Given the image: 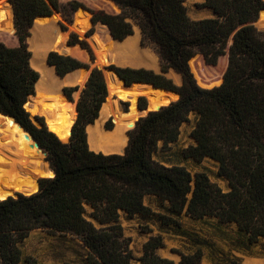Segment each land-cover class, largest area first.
<instances>
[{
    "label": "trees",
    "instance_id": "trees-1",
    "mask_svg": "<svg viewBox=\"0 0 264 264\" xmlns=\"http://www.w3.org/2000/svg\"><path fill=\"white\" fill-rule=\"evenodd\" d=\"M105 1L116 12L90 9L78 0H7L15 31L0 32V114L12 117L32 136L45 152L55 176L49 168L53 178L40 179L36 193L0 200V264H38L35 258H24L20 248L36 228L78 237L86 249L83 264H170L156 254V249L163 246L159 235L146 241L136 261L130 238L124 236L119 223L120 212L152 216L144 204L148 195L166 203L168 215H158L161 223L185 236L188 234L179 221L182 213L192 219L234 225L238 237L231 247L243 252L264 238V31L254 26L264 10V0H203L197 6L209 9L212 16L199 20L188 16L185 0ZM80 10L91 16L92 25L105 27L114 40L132 35L133 25H137L140 45L153 47L161 73L114 67L126 85L151 84L179 95L175 102L135 123L128 131L123 155H105L88 148L85 128L97 119L107 95L102 72L96 67L90 69L80 90L75 104L77 116L66 143L41 117H35L39 125L34 123L24 107L34 95L38 80L27 45L34 20L56 12L70 24ZM110 38L99 42L106 44L112 41ZM68 44L88 50L86 43L73 35ZM196 55L211 66L227 56L218 86L202 88L196 83L189 66ZM46 60L59 77L89 69L87 64L56 52H49ZM169 70L180 75L179 86L165 76ZM77 89L71 86L63 91L71 99ZM160 96L162 104L177 97L165 91H160ZM138 108H146L142 98L138 99ZM192 112L196 117L190 136L195 144L183 149L182 156L217 162L218 174L228 181L226 192L205 172L192 176L184 166H165L151 158L159 144L166 148L177 141L181 124ZM85 204L91 207V218L100 227L84 217ZM191 241L198 248L182 255L179 264L202 261L207 241L198 236ZM224 263L239 264L234 259Z\"/></svg>",
    "mask_w": 264,
    "mask_h": 264
},
{
    "label": "rangeland",
    "instance_id": "rangeland-1",
    "mask_svg": "<svg viewBox=\"0 0 264 264\" xmlns=\"http://www.w3.org/2000/svg\"><path fill=\"white\" fill-rule=\"evenodd\" d=\"M5 3L7 0H3ZM60 2H67L69 0H59ZM83 2L88 8L95 10H103L107 13L116 12L108 2L105 0H78ZM203 0H185V5L187 8V14L191 19H203L208 16H212L207 8L199 7L197 5L201 4ZM8 12L11 14L9 8ZM13 13V11H12ZM53 13L52 15H54ZM58 14V13H57ZM11 16V15H10ZM11 24L13 23V15L11 16ZM54 20V19H53ZM259 19L254 23L255 28L259 31H264L262 27L258 24ZM35 24V25H34ZM41 22L34 21L33 25L29 29V37H33V31L35 26H40ZM54 24L58 26L60 33L65 39V43L68 44L70 36H75L79 41H84L87 45L88 50L82 49L78 44L69 45V51L65 54L58 53L65 56H70L78 61L87 64L89 69L94 67L101 70L105 84L107 95L106 97L115 98L114 102L117 104L121 111H125L129 105L128 100H121L117 98L114 94H110L107 87V76L106 72L102 69L104 66L111 65L110 68H144L147 70H152L155 73L160 71V63L157 54L155 53L151 45H140L141 34L140 29L138 31V46L139 49L143 52V56H151L153 58L154 65L146 66L140 65L135 68L132 66H116L114 63L105 62L101 65L97 62V55L91 45L90 40L96 38L101 43H105L109 40V35L105 27L100 24H91V16L84 12L78 11L72 16V22L70 24L64 22L61 16L58 14ZM14 27V24H13ZM137 25H133L132 34L137 33ZM139 28V27H138ZM32 30V32H31ZM15 31V29H14ZM14 31L12 33H14ZM8 32V31H3ZM111 39V38H110ZM31 42V41H29ZM27 39V45L29 43ZM107 45V44H106ZM29 50V49H28ZM49 52L46 53V58ZM33 60V53L32 57ZM155 58V59H154ZM142 61V60H141ZM156 65V66H155ZM227 65V56H222L219 58L216 65L211 66L205 64L200 55H196L191 59L189 66L190 70L196 80V83L202 88H211L218 86L222 82V75L226 69ZM37 72V71H36ZM38 73V72H37ZM72 72L70 74H75ZM41 77L40 73H38ZM165 76L173 81L177 86L181 84V77L179 74L175 73L173 70H169ZM88 74L82 83L78 84L77 91L73 92L71 96V101H69L61 92L64 87L74 86L73 84H66L60 86V93L62 99L68 104V107H74V120L71 124L69 121H60L55 117L54 113L48 111H39L34 110L33 108H26L30 116L41 117L46 123L48 129L55 133L59 140L63 143L68 141L70 136V129L74 123L77 113L75 109V104L79 98L80 90L83 88V84L86 82ZM159 91V90H158ZM162 91V90H160ZM159 91V97L160 96ZM164 92V91H163ZM172 95L174 93L167 92ZM109 94V96H108ZM36 95V93H35ZM143 99V102L151 108V103L149 99L143 95L138 96ZM175 99H168L166 104H162L161 101L159 106L167 105ZM160 100V99H159ZM111 103V102H110ZM102 106V105H101ZM103 107V106H102ZM100 108V111L102 109ZM156 107V108H157ZM155 108V109H156ZM153 109V108H152ZM100 111L98 113L97 119L100 117ZM123 116V115H122ZM196 114L194 112L190 113L188 120L183 122L180 126L179 137L176 142L169 144L166 148H162L159 144L158 149L152 154L151 158L157 163H160L165 166L171 165H181L184 166L190 174L193 176L197 172H205L209 180L215 183L220 187L224 192L229 190L228 181L221 177L218 174V163L209 158H203L201 161H197L191 158H184L182 156V150L187 148L190 145H194L195 142L190 136V132L194 127ZM69 124V125H68ZM103 129L105 131H111L115 127V123L111 117L107 118L103 122ZM88 125L86 126V128ZM110 127V129H107ZM85 128V132H86ZM4 131L5 129H0ZM128 134L127 129L124 133ZM87 137V134H86ZM0 144H5L6 147L14 149L13 143H6L8 141H3L0 139ZM127 140V139H126ZM29 142V139H28ZM127 143V141H126ZM32 149V160L30 151L22 155L20 159V165L22 169H18L16 166H7L0 162V199H4L7 196H12L14 193H19L22 195H29L37 191V183L35 178L40 177H51L52 173L47 165L45 160L46 156H43L41 151L37 150L34 143ZM2 147V146H1ZM0 147V149H2ZM89 148V147H88ZM44 152V151H43ZM95 152V151H94ZM45 153V152H44ZM46 155V154H45ZM27 156V157H26ZM24 158V159H23ZM34 162L32 167L27 168V164L31 161ZM38 166V167H35ZM27 170L26 172L24 170ZM23 170V171H22ZM35 176V177H33ZM40 180V179H39ZM144 204L148 206L153 215L150 217H144L141 215L128 216L124 212L119 213V223L123 228L124 236L130 238V249L132 254L137 261L138 258L143 253V245L146 241L153 236H161L163 246L156 249V254L161 258L170 262V264H179L182 255H190L196 251L198 246H195L191 241L192 238L198 236L199 239L207 241L206 247H203V259L202 264H212L213 262L217 264H225V260L234 259L239 262V264H254V260H264V238H260L255 244L248 246L246 249L241 251H236L231 247L233 240L237 238L236 229L234 225H222L218 224L214 219H192L188 215L182 213L179 216V221L182 226V230L188 235L185 236L177 231L171 225H163L158 218L160 214H166V203H163L158 197L153 195H148L144 197ZM91 207L89 205H84V217L92 222L95 227H100L92 218H91ZM174 217V216H173ZM177 218V217H174ZM23 257H32L35 258L38 264H83V259L86 255V249L82 246L78 237L71 235L69 233H49L44 229L36 228L32 230L28 237L20 244ZM19 264H25L24 261H21Z\"/></svg>",
    "mask_w": 264,
    "mask_h": 264
},
{
    "label": "bare ground",
    "instance_id": "bare-ground-1",
    "mask_svg": "<svg viewBox=\"0 0 264 264\" xmlns=\"http://www.w3.org/2000/svg\"><path fill=\"white\" fill-rule=\"evenodd\" d=\"M8 8V5L3 0H0V32L8 31L12 33V17L8 12ZM261 17L264 19V13H262ZM56 18L57 15H55L51 23L47 25H44V23L48 21L40 20L39 22H41L43 26H35L33 28L32 39L31 37L27 38L28 42L31 41L28 43L31 57L33 53V60L30 58V65L41 75L39 80L35 83L36 95L34 98L30 99L31 106L29 107L34 110L52 112L58 120L69 121L68 123H70L74 119V107H68V104L62 99L60 86L70 84L74 75L78 77L77 81L82 82L86 77V73L79 70L75 74L68 73L60 78L56 75L54 67L47 63L46 53L48 51L65 54L70 49L66 46L65 39L60 33L58 26L54 24ZM138 31L139 28L137 27V33L126 37L121 42L112 40L106 43L107 45L101 44L96 38H92L90 42L97 55L98 64L101 65L105 62H111L114 63V65L116 64V66L124 65L135 68L140 65L153 66L155 62L153 58L151 56H143V52L139 49ZM106 76L109 93L114 94L121 100H128L129 112L123 116H119L112 112L110 102L103 105L99 119L95 124L88 125L86 128L87 142L89 149L92 151L103 154H119L124 149L127 141L124 131L132 126L138 113L135 108L136 98L140 95L147 97L151 103V108L155 109L160 103V97L159 91L148 85H132L127 88L121 84L118 78L110 73L106 72ZM26 106L27 105H25V108H27ZM109 117L113 119L115 127L111 131H105L102 125L104 120ZM127 117H130V119ZM1 128L5 129V132L0 131V139L8 141L6 143H13L15 148L12 149V147L10 149L6 147L5 144H0V147L2 146V149H0V162L7 166H16L21 170L22 167L19 163L23 154L30 151L32 160L33 142L11 118L0 115V129ZM33 164L34 162L31 161L27 164V168L32 167L31 165ZM24 171L26 172L27 170ZM254 264H264V260L255 259Z\"/></svg>",
    "mask_w": 264,
    "mask_h": 264
},
{
    "label": "water",
    "instance_id": "water-1",
    "mask_svg": "<svg viewBox=\"0 0 264 264\" xmlns=\"http://www.w3.org/2000/svg\"><path fill=\"white\" fill-rule=\"evenodd\" d=\"M6 4L8 5V7H9V10H10V12H11V16L13 15V13H12V7H11V5L9 4V2H6ZM81 11H83V10H81ZM262 13H264V10H261L260 12H259V15H258V19H259V25L262 27V29L264 30V19L261 17V15H262ZM55 15H58L56 12H55V14L54 15H51V16H45V17H38V18H36L34 21H37V22H39L40 20H46V21H48L47 23H44V25H47V24H49V23H51V20H52V18L55 16ZM40 26H43V25H40ZM11 28H12V32L14 31V27H13V23L11 24ZM112 39V38H111ZM113 41H119V42H121V41H123V40H114V39H112ZM66 46H68V44L66 43ZM69 47V46H68ZM47 61V60H46ZM51 66V65H50ZM110 66L111 65H107V66H104L102 69L105 71V72H107V73H110L111 75H113V76H115L116 78H118L120 81H121V84L124 86V87H131L132 85H148V86H150L151 88H153V89H156V90H162V91H165V92H171V93H174V94H176L177 96H178V98H179V95H178V93L177 92H175V91H167V90H164V89H161V88H157V87H154L153 85H151V84H144V83H133V84H131V85H126L125 84V82L118 76V74L115 72V70L114 69H111L110 68ZM79 70H82L84 73H86V75L88 74L89 75V72H90V70H88V69H84V68H81V69H77V70H75V71H73V72H77V71H79ZM56 73V72H55ZM72 73V72H71ZM159 73H161V71H159ZM57 75V74H56ZM58 76V75H57ZM39 75H38V80H39ZM60 78H62V77H60ZM77 78L78 77H76V75H74V77H73V79L71 80V84H73L74 86H77L78 84H80V83H82L81 81L79 82V81H77ZM83 86H84V84H83ZM61 92L63 93V95L69 100V101H71L65 94H64V91H63V89L61 90ZM35 93H36V87L34 86V95L33 96H31L29 99H28V101L25 103V105H27L26 107L28 108L29 106H31L30 105V99L31 98H34V96H35ZM108 96H109V94H108ZM177 98V99H178ZM138 99H139V97H137L136 98V101H135V108H136V111L138 112L137 113V116L135 117V119H134V121H133V124H132V126L130 127V128H127V131H129V130H131L132 128H134V126H135V123L140 119V118H142V117H145L146 115H148L150 112H153V111H158L160 108H162V107H165V106H168L169 104H171V103H173V102H175V101H171V102H169L167 105H162V106H159V107H157L156 109H152V108H150V107H148V105H146V108L145 109H143V110H141V109H139L138 108ZM114 100H115V98H110L109 97V99H108V97H106L105 98V100H104V102L102 103V106L103 105H105L106 103H108V102H111V109H112V112L114 113V114H116V115H119V116H122V115H125V114H127L128 112H129V105L127 106V109L125 110V111H121L120 109H119V107L117 106V104L116 103H114ZM25 105H24V107H25ZM101 106V107H102ZM26 109V108H25ZM100 111V110H99ZM1 116H3V117H6V118H11L12 120H13V122L15 123V124H17L19 127H20V129L23 131V132H25L26 134H27V136H28V138L35 144V146L37 147V149L38 150H40L41 151V153L43 154V156H46L45 155V153L43 152V150L39 147V145L37 144V142L32 138V136L27 132V131H25L12 117H10V116H7V115H3V114H0ZM35 117H36V115H34L33 117H31V119H32V121L34 122V123H36L37 125H39L38 124V122H37V120L35 119ZM128 119H130V117H127ZM127 118H125V119H127ZM93 124V123H92ZM92 124H89V125H92ZM125 135H126V137H127V142H128V134H127V132L125 133ZM126 145H127V143H126ZM126 145H125V147H126ZM125 147H124V149L122 150V152L121 153H119V155H123L124 154V150H125ZM94 152V151H93ZM95 153H100V152H95ZM103 154V153H102ZM111 154H118V153H111ZM105 155H109V154H105ZM45 163H47V165H48V167L52 170V168L50 167V165H49V163L48 162H45ZM53 171V170H52ZM55 176V173H54V171H53V177ZM33 177H35V176H33ZM53 177H51V178H53ZM43 178H46V177H40V178H35V181H36V183H37V191H38V189H39V179H43ZM36 191V192H37ZM36 192H34V193H36ZM31 194H33V193H31ZM31 194H29V195H31ZM19 195V193H14L12 196H7V197H5L4 199H0V200H5L6 198H8V197H13V198H16L17 196ZM26 196H28V195H26ZM198 264H202L201 262L200 263H198Z\"/></svg>",
    "mask_w": 264,
    "mask_h": 264
},
{
    "label": "crops",
    "instance_id": "crops-1",
    "mask_svg": "<svg viewBox=\"0 0 264 264\" xmlns=\"http://www.w3.org/2000/svg\"><path fill=\"white\" fill-rule=\"evenodd\" d=\"M209 10V9H208ZM209 12L211 13V11L209 10ZM209 17H211V16H208V17H206V18H209ZM193 20H199V19H193Z\"/></svg>",
    "mask_w": 264,
    "mask_h": 264
}]
</instances>
